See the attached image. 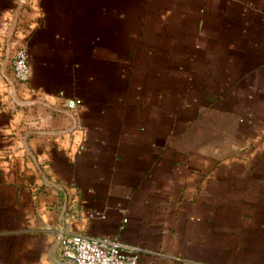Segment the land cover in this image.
I'll return each instance as SVG.
<instances>
[{"label": "crops", "instance_id": "1", "mask_svg": "<svg viewBox=\"0 0 264 264\" xmlns=\"http://www.w3.org/2000/svg\"><path fill=\"white\" fill-rule=\"evenodd\" d=\"M64 234L264 264V0H0V264Z\"/></svg>", "mask_w": 264, "mask_h": 264}, {"label": "built area", "instance_id": "2", "mask_svg": "<svg viewBox=\"0 0 264 264\" xmlns=\"http://www.w3.org/2000/svg\"><path fill=\"white\" fill-rule=\"evenodd\" d=\"M13 77L23 83L29 79L28 55L23 48L14 52L11 59ZM68 110L76 107L73 99L66 102ZM61 254L72 264H136L137 254L124 250L118 238L98 240L84 234H64L59 238Z\"/></svg>", "mask_w": 264, "mask_h": 264}]
</instances>
